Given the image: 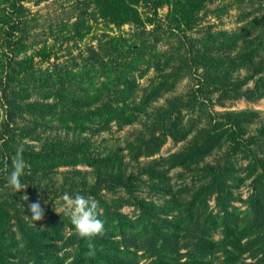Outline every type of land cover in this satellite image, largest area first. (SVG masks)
Returning a JSON list of instances; mask_svg holds the SVG:
<instances>
[{"label":"trees","instance_id":"obj_1","mask_svg":"<svg viewBox=\"0 0 264 264\" xmlns=\"http://www.w3.org/2000/svg\"><path fill=\"white\" fill-rule=\"evenodd\" d=\"M22 1L16 0V4L4 10L0 16V24L6 29V47L14 54H7L8 62L6 60V64L0 66V105L4 107L6 115L0 137H9L3 146L9 152L5 156L6 161L12 163L10 151H13V133L19 119L25 118L28 111H34L44 120L52 115L62 124H75L83 131L87 129L85 123L92 120L104 125L115 121L123 126L132 124L148 104L159 97V91L166 87V90L169 89L179 80V77L175 78L178 72L163 76L159 86L153 87L154 83L151 84L153 88L147 89L140 103L133 102L131 95L137 92V86L131 74L139 63L142 48L131 45L119 51L109 43L105 48L107 55L111 54L110 57L115 56L119 61L114 57L110 61V66H115L113 77L103 83V88L94 91V97L73 96L68 105L43 102L23 104L18 100L21 99L18 95L24 89L18 88L19 84H13L15 77L10 71L13 64H23L16 60L17 53L11 49V38H14L24 11ZM93 3L102 18L117 26L142 24L140 6L150 8L152 16L158 18L159 9L168 5L169 27L176 24V28L181 29L184 25L185 30L192 31L204 0H93ZM261 21L262 26L264 17ZM260 25L253 21L237 33L222 32L223 42L219 43L218 49H214L210 42L192 44L181 41L183 49L185 46L188 52L185 68L195 66L204 69V80L192 92L195 99H202L200 93L207 89L208 83L218 87L223 99L245 98L254 102L264 98V61L257 59L264 52V31ZM112 40L116 41V38ZM215 50L220 53L215 55ZM92 53L100 54L95 49H92ZM132 54L135 58L129 60ZM120 55L124 57L123 63ZM100 61L99 65L105 66V60ZM242 69L250 71L249 76L245 81L238 78L234 81L233 73ZM84 75H87L86 71ZM173 77L175 80L171 83ZM253 79L254 86L243 91L247 82ZM110 85L116 90L114 100L97 104L103 100L104 91ZM44 86L46 84L40 87ZM65 89L67 87L63 82L57 90L59 95ZM190 107H193V99L184 102L181 98L177 104L171 103V108L163 109V116L168 122L166 131L175 140H184L193 132L174 117L175 112L182 114V109L188 110ZM250 114L255 115L256 112L227 113L224 115L226 121L210 122L199 132L187 152L175 154L166 160L165 166L172 164V169L186 170L199 167L215 151L220 152L228 146L224 162L207 164L197 172L200 176L193 188L183 186L185 192L192 189V195L184 202L174 199L160 205L138 198L134 204L124 198L110 201L102 192L127 188L129 180L122 173L118 176L114 173L105 175L109 172L111 159L97 160L84 156L81 161L90 159L89 165L97 171V182L89 187L71 189V192L73 196L79 193L99 202V217L105 223V235L95 239L98 250L95 258L85 257V241L75 234L65 214L52 215L44 228L33 227V224L18 216L17 229L13 231L11 224L14 215L7 205H0V264H264V126L259 128L257 134L247 137L246 130L252 124ZM165 141L166 137L156 138L147 146V155L153 156L155 148L159 150ZM73 149L77 150L75 146ZM28 150L27 156L30 155L34 166H70L80 161L79 153L72 151L59 152L52 147L40 152L32 148ZM240 153L243 159L249 161L244 169L245 179L236 176V168L232 166V156ZM156 163L160 165L158 162L153 164ZM247 180H251L252 194L243 200L247 204V209L243 211L234 206L237 200L234 189L240 188ZM170 189H166L167 197H176ZM212 200L216 204L213 209L210 205ZM128 205L136 208L133 216L123 212Z\"/></svg>","mask_w":264,"mask_h":264},{"label":"rangeland","instance_id":"obj_2","mask_svg":"<svg viewBox=\"0 0 264 264\" xmlns=\"http://www.w3.org/2000/svg\"><path fill=\"white\" fill-rule=\"evenodd\" d=\"M14 4L16 0H0V16ZM21 4L24 11L14 38H11V49L17 53L16 60L23 64H13L10 71L15 77L13 84H19L17 87L24 89L18 95V98L23 99H18L23 104L43 102L68 105L73 96L94 97V91L103 88V83L109 82V77H113L112 70L115 66L112 68L110 61L116 57L107 55L105 48L109 43L115 45L119 51L131 45L142 48L139 63L131 74L137 86V92L134 96L131 95L133 102L140 103L147 89L152 87L151 84L154 83L153 87L159 86L163 76L178 72L179 75H175V78L179 77V80L169 89L166 90V87L165 90L159 91V97L154 98L132 124L120 126L114 121L110 125H104L92 120L85 123L87 129L83 131L75 124H62L52 115L44 120L34 111H28L25 118L19 119L13 133V151H10V154L13 158L17 147H22L26 167L21 182L27 184V187L18 193L13 192L5 179L12 170V163L5 159L9 152L3 147L9 137H0V205H7L14 215L11 224L13 231L17 229L15 226L18 216L31 224L35 223L29 219V203L40 201L45 214L43 220L37 221L35 225L44 228L52 215L64 214V202L61 197L65 192L73 195L71 189L89 187L97 182V171L89 165L90 159L81 161L84 156L97 160L111 159L107 170L109 172L105 175L114 173L118 176L122 173L129 180L127 188L119 187L102 192L110 201L124 198L134 204L138 198L160 205L174 199L184 202L192 195V189L185 192L183 186L193 188L200 176L197 172L202 171L207 164L224 162L228 146L206 158L199 166L200 169H172V164L165 166L166 160L175 154L187 152L202 129L212 121H226L224 115L227 113L256 112L255 115L250 114L252 124L246 130L247 137L257 134L259 128L264 126V98L254 102L245 98L223 99L218 87L208 83L207 89L200 93L202 99H195L192 92L198 88L197 84L204 80V69L195 66L185 68L188 52L185 46L183 49L181 45V41L192 44L210 42L215 46L214 49L220 48L218 45L223 42L222 32L237 33L253 21L257 26L260 25L264 17V0H204L192 31L185 30L184 25L181 29L176 28V24L169 27L168 5L159 9L158 18L152 16L150 8L140 6L142 24L117 26L102 18L93 0H23ZM260 28L264 31V24ZM5 30L0 24L1 67L6 64V60L8 62L7 54L14 55L6 47ZM113 38H116V41H113ZM200 46L202 49L201 44ZM92 49L100 54L92 53ZM218 53L220 51H214L215 55ZM120 58L123 63V55H120ZM128 58L131 60L135 57L132 54ZM100 59L105 60V66L99 65ZM257 59L263 62L264 52ZM7 70L9 69L5 71ZM84 71L87 75L83 76ZM249 72L245 69L237 71L233 73V80L245 81ZM174 80L173 77L171 83ZM60 82H64L67 87L61 95L57 91L61 88ZM44 84L46 87H40ZM254 84V79L249 80L243 91ZM107 89L104 91L103 100L97 104L114 100L116 90L112 85ZM181 98L184 102L193 99V107L182 109V114L175 112L174 117L179 119L182 126L193 132L184 140H175L166 131L168 122L163 116V109L171 108V103L177 104ZM5 118V109L0 105V129ZM95 120L99 123L98 119ZM165 137L166 141L162 147L159 150L156 147V153L149 157L147 146L156 138ZM73 146L77 150H74ZM49 147L59 152L79 153L80 161L70 166H34L30 155L27 156L26 152L30 151L28 149L40 152ZM231 159L232 166L236 168L235 175L245 179L244 169L249 161L243 159L242 153L233 155ZM155 162L160 165L153 164ZM167 188H172L170 190L176 197H167ZM234 192L237 197L234 206L246 210L247 204L243 200H247L252 194L251 180L245 181L240 188H235ZM24 195L29 197L28 201L21 199ZM210 205L213 209L215 201L212 200ZM135 210V207L128 205L123 212L133 216L136 214Z\"/></svg>","mask_w":264,"mask_h":264},{"label":"clouds","instance_id":"obj_3","mask_svg":"<svg viewBox=\"0 0 264 264\" xmlns=\"http://www.w3.org/2000/svg\"><path fill=\"white\" fill-rule=\"evenodd\" d=\"M25 167L23 149L18 146L12 159V170L5 178L7 185L15 193L27 187V184L21 182V177L25 173ZM21 199L28 201L29 197L24 195ZM61 200L64 202L63 212L69 218L75 234L85 241L87 249L84 253L85 257L95 258L98 251L95 239L105 235V223L99 217V202L79 193L73 196L67 192L62 195ZM28 208L31 212V218H28L31 221L36 223L43 220L45 213L39 200L29 203ZM35 223L33 227H35Z\"/></svg>","mask_w":264,"mask_h":264}]
</instances>
